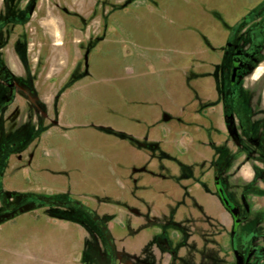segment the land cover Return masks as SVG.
I'll list each match as a JSON object with an SVG mask.
<instances>
[{
	"label": "rangeland",
	"instance_id": "374dc122",
	"mask_svg": "<svg viewBox=\"0 0 264 264\" xmlns=\"http://www.w3.org/2000/svg\"><path fill=\"white\" fill-rule=\"evenodd\" d=\"M25 1L0 0V106L9 101L1 99L7 96L6 83L18 76L4 63L10 61L8 52L18 63L13 51L19 41L26 51V70H21L25 83L42 95L47 93L48 103H56V95L49 92L64 89L81 70L80 44L120 37L143 46L149 39L154 48L136 51L135 56L141 51L149 60L134 76L126 69H117L114 77L102 70L99 78L87 81L92 88L116 92L127 103H132V96L119 94L121 86L138 81L140 91L158 107L173 111L176 126L172 119L160 129L157 135L163 136V143L158 145L156 136L147 142L158 146L145 147L150 158L142 170L135 153L120 142L145 139L153 128L143 132L130 126L129 114L109 109L112 102L85 99L86 83L69 90L64 103L68 125L53 129L46 138L34 139L53 124L47 105L22 111L31 119L34 114L38 117L37 134L30 139L39 141L35 160L28 157L33 148L25 146L29 127L25 134L17 132L23 128L13 109L5 114L11 131L7 134L0 112V216L14 213L26 202L34 206L0 223V264H66L72 258L78 264L84 233L93 248L102 246L106 251L115 244L132 264H160L157 240L161 245L169 241L173 248L179 245L183 258L192 254L197 264H205L210 259L208 245L222 242L223 207L209 193L215 192V176L235 202L245 201L249 208L245 214L264 215V0H138L129 14L125 8L132 0H39L36 4L31 0L30 17L23 15ZM118 24L125 26L123 30ZM166 32L179 34L183 44H162ZM199 37L206 45L218 42V63L208 78L212 89L198 82L201 77L205 80L208 64L191 65L193 59L187 54L180 64L166 58L175 50L185 52L183 47L188 51ZM235 47L253 52L256 63L231 86L230 56ZM108 56L104 61L113 59ZM184 68L183 86L178 78ZM27 102L35 104L32 97ZM229 153L231 166L218 172ZM29 160L36 161L34 169ZM238 167L253 170L256 183L237 184ZM23 194L45 196L55 204L18 198ZM61 202H77L86 209L59 206ZM65 219L80 222L79 227ZM236 243L238 239L232 238L224 255L227 264L232 263L231 248ZM193 249L196 253L190 254ZM225 257H218L216 264H223Z\"/></svg>",
	"mask_w": 264,
	"mask_h": 264
},
{
	"label": "crops",
	"instance_id": "0c3cea01",
	"mask_svg": "<svg viewBox=\"0 0 264 264\" xmlns=\"http://www.w3.org/2000/svg\"><path fill=\"white\" fill-rule=\"evenodd\" d=\"M138 0H132L131 3L129 4L128 7L125 8V14H129L131 12H133V10L136 8V6H138ZM120 27V30H123V27H125L123 24H118ZM216 37H213V39H215ZM182 37L179 36V34L176 35H170L167 32L161 35L160 41L162 42V44H166L169 45L171 43H174L173 46H181V44H183L182 42ZM176 40V41H174ZM23 42V41H21ZM19 41V45L18 47H15V51H13V53H15V55H17V60L18 63L16 64L15 62H13L11 60V56L8 52L7 54V58L10 59V61L8 63H4V65L6 66L7 70L13 74L16 75V71L18 72V76H15V80H17V82H23L25 83L24 77L22 75L21 70H23L25 72L26 70V62H25V58L24 55L26 53L25 51V46L24 44H22ZM154 41H150L145 40V44L139 45L136 42H132V41H125L124 39L120 38V37H114V38H103V39H98L96 41L94 40H87L85 42H83V44H80V58L81 63H82V67L81 70L76 74V76L74 78V80H70L69 79V84L62 90L58 89V90H54V91H50L49 93L52 95H56L57 97V101L56 103H54V101H51V103H48V94L44 93L42 95V93L38 92L37 89L35 88V86L33 85V89H29L26 90L24 89H15L14 92L12 93V97L11 99H9V101L7 102V104L2 108V121L3 124L2 126L4 128H6L7 130V134L10 131V129H8L9 121L5 120V114L8 113L7 115L9 116V113L11 110H15L17 111V114L15 116V118L19 121L18 122V126H22V128L24 129H19V131L17 132H22L25 134V128L29 127V135L31 134V136H27L26 139V143L25 146H27V148L31 147L33 148L32 150V154L28 157H31L30 160H35L36 158H38V142L34 143V140L31 142L30 139L34 137V135L37 134V132H35L37 130V120L38 117L36 114H34V116H32V119L30 117H27L28 115H26L27 113H24L26 111L32 110L34 111L36 108H41L39 106V104H43V105H47L50 113L52 115H54V119H52L53 124L45 131V134H41L40 136H36L37 138L34 139H42V138H46L47 136L50 135L51 131L53 129H57L60 128L62 126H66L68 125L66 121L67 119V115L66 112L64 110V103L65 101H67L68 99V93L69 90L74 86V85H86L84 86L83 89H85V91L83 92V96L85 99H90L91 98H95V100H99L101 103L106 104V102H112L110 104H112L109 109L111 111L117 112L120 111L122 112L123 115L125 114H129L127 118H129V124L132 127L135 128H143V132L146 131L148 132V128H153V134L151 136H148V133L145 137V139H138L136 137H132L130 142L128 143L127 141H123L120 142L122 143V145L128 149H130L133 153H135L136 158L140 160V165L139 168L141 167V169L143 170L144 168L147 169L148 164L146 163L147 161H149L150 158V153H148L146 148H150V149H155L157 148V146L161 143H163V136L159 135L160 129L163 128L165 126V124H167V122H169L170 120L173 119V123L174 125L176 124L175 122V115L173 113V111L169 108H161L158 107L156 105V103H154L152 101V99L148 98V94L146 92H144L143 90L140 91L139 87H138V81L136 82H131V84H127V86L125 84H122L121 86V91L119 94H122L121 92H128V94L130 96H132V103H127L122 102L121 98L119 99L117 97V93L113 92L110 89L107 88H92L90 86L91 81H87L88 77H97L99 78L101 76V74H103L104 72L102 70H104L105 72L109 73L111 76H116L117 73V69L118 71H122L124 69L127 70L128 73H131L133 76L136 74V70H138L137 68L139 66H141V64H144V62H147L149 60L148 56L143 54L140 51V54L135 56V53L137 50H141V49H145V50H153L154 48ZM81 43V42H80ZM85 43V44H84ZM57 45V44H56ZM91 45V46H90ZM90 46V48H89ZM184 51H174V54L172 53V57L167 55V59H169L170 61H172L173 63H183L186 60V54L189 58V60L193 59L191 62L192 64H208L209 69H205L204 71V76H205V80L201 78H199L198 82H202L205 88H209L212 89V85L209 82L208 78H212V73H214V67H216L217 63H218V42L217 40H213L212 43L209 45L204 44V42L200 39H196L195 38V42L193 43V45H190L188 48V51L185 50ZM150 52V51H149ZM214 52V55H213ZM107 53L109 56H113V59H111L110 61L106 62L104 61V58L107 56ZM209 54V55H208ZM104 56V57H103ZM108 56V57H109ZM159 56V55H158ZM183 58H181V57ZM213 56V57H212ZM162 57V56H161ZM160 58V56H159ZM126 60V61H124ZM5 62V61H4ZM130 64V65H128ZM177 64V66H178ZM185 64V63H184ZM213 65V66H212ZM207 67V66H206ZM199 68V67H198ZM213 68V71L212 69ZM202 70V68H201ZM185 68L183 69V71L181 72L180 76H179V83H184V81L182 82L181 80H183V78L185 77ZM198 71V70H197ZM209 75V76H208ZM26 79V78H25ZM83 81V82H82ZM33 82H35V80H33ZM78 82V83H77ZM82 82V83H81ZM77 83V84H76ZM86 83V84H85ZM184 86V85H183ZM124 95V94H123ZM44 96V97H42ZM33 98L35 104H31L29 102H27V99L29 98ZM106 97H108V99H106ZM49 104V105H48ZM107 105V104H106ZM105 105V109L106 108ZM22 111H24L22 113ZM55 112V113H54ZM39 113H41V110L39 111ZM54 113V114H53ZM131 113V114H130ZM27 117V118H26ZM8 120H10L8 118ZM224 121V120H223ZM225 123V122H224ZM176 126V125H175ZM158 128V129H157ZM5 130V133H6ZM23 130V131H21ZM159 132V134L157 135V133ZM23 135V134H22ZM156 136V138H158L159 142L158 145H156V147H150L149 144H147V142L151 141V139ZM150 139V140H149ZM4 142L6 141L5 139L3 140ZM7 142V141H6ZM179 142V140H178ZM144 144V145H143ZM33 145V146H32ZM154 145V144H152ZM17 157V156H16ZM19 157V156H18ZM230 157V153L227 155L226 158H224V166H222L219 170H225L226 167L231 166V162L228 161ZM30 163H33V169L36 167V161H30ZM146 161V162H145ZM144 166V167H142ZM240 167L237 168V172H236V183L240 184V183H256V174L255 172H253V170L251 172H244V170L240 169ZM21 170V169H20ZM21 171H18V175H20ZM251 173V174H250ZM246 181V182H243ZM215 186V185H214ZM209 190V189H208ZM228 191V189H227ZM209 193L211 194V196L213 198L216 199V201L220 204L221 207H223L221 205V203L219 202V199L217 198V195L215 196V192L214 194L209 190ZM224 210V211H223ZM222 210V219L220 222V238L222 240L221 245H218L217 241L214 243H211L208 245V252L209 254H207V256H210V259L207 260V263L205 264H216L217 261L216 259L218 257H221V255L223 257H225L224 255H227L228 252L227 250H229V246H230V226H231V219L227 218V215L225 213V209L223 208ZM31 211V210H30ZM30 211H26L24 213L30 212ZM14 218V217H13ZM12 218V219H13ZM64 219V218H61ZM11 220V219H9ZM7 220V221H9ZM73 224H75V226H78V223L80 222H75V221H71L69 219H65ZM6 222V221H4ZM2 222V223H4ZM76 226V227H77ZM79 227V226H78ZM84 228V226H83ZM217 230V228H215ZM82 230V228H81ZM85 230V229H83ZM82 230V231H83ZM213 231V230H211ZM84 233V232H83ZM82 233V234H83ZM86 242L83 244L82 248H81V252L82 253H75L76 255H82L83 254V258L81 260H79L78 258V264H110L112 262V260L109 258L108 253L106 251H103L102 249L105 247H100L98 249H95L92 247L91 243H90V238L87 237L85 235V233L83 234ZM156 248L158 249V252H160L161 254V261L160 264H197L195 262V256L193 257V255L191 253H196L195 249H193L190 254L192 257H185L182 255L183 251H181V247H179V245L175 248H173L170 244V242L168 241L167 245H161V243H159V241L157 240L156 243ZM113 245V250H114V259H113V264H132V262H130L129 259H125L123 257V254L118 251L116 249L115 244ZM181 251V252H180ZM100 253V254H99ZM96 256L97 260H95L93 257ZM93 259L95 260L96 263H94ZM224 263L223 264H227V256L223 259ZM74 258H72V261L66 264H73Z\"/></svg>",
	"mask_w": 264,
	"mask_h": 264
},
{
	"label": "flooded vegetation",
	"instance_id": "af4514ba",
	"mask_svg": "<svg viewBox=\"0 0 264 264\" xmlns=\"http://www.w3.org/2000/svg\"><path fill=\"white\" fill-rule=\"evenodd\" d=\"M31 0H26L24 6L22 7L23 15H28L29 17L32 15L33 11L30 10V6L28 5ZM39 0H33L32 4H36V2ZM21 25V24H19ZM228 47H230V44H227ZM236 52H232L230 56L231 60V69H230V77H229V84L231 86H235L239 80V78L249 71H251L254 68V64L256 63L255 55L254 53L249 52H241L238 51V49L235 47ZM1 58V56H0ZM233 68H236V74L234 81H231V76L233 72ZM3 72V71H1ZM16 81L12 80L10 82H7L6 85L8 87L7 96L3 95L1 99L3 98L10 99L12 97V93L17 88ZM26 89L29 90L30 87L24 83L19 82V89ZM18 89V88H17ZM6 96V97H5ZM8 99V100H9ZM7 103H4V105L0 106V112L2 111V108ZM215 178H218V185H216ZM214 185H215V192L218 198V192L217 190L221 188L222 190V197H225L229 204H231V207H236L238 209V215L236 218H233L229 212H226L229 214L231 219V226H230V242L232 238L236 240L238 239V244H234L235 246L231 248V258L232 263L236 264V259L234 256V251L239 252L243 256V262L244 264H264V232H260L264 227V215L263 213H259L254 216H249L246 213L249 212V208L247 204L243 203H237L235 202L232 197L229 195L225 187L223 186L221 180L218 176L214 177ZM252 186H246L245 191L249 190ZM219 199V198H218ZM243 211V212H242ZM259 235V236H258ZM246 238L248 240H246ZM238 248V249H237ZM106 252L108 253L109 258L112 260L110 264H113L114 259V250L113 247L109 246L108 249L106 248ZM95 260H97L96 256L93 257ZM93 259L94 263L95 260ZM101 264V263H100Z\"/></svg>",
	"mask_w": 264,
	"mask_h": 264
},
{
	"label": "trees",
	"instance_id": "16d2710c",
	"mask_svg": "<svg viewBox=\"0 0 264 264\" xmlns=\"http://www.w3.org/2000/svg\"><path fill=\"white\" fill-rule=\"evenodd\" d=\"M18 198L23 199V198H32V199H37V200H43V201H50V198L45 197V196H40V195H30V194H23V195H18ZM53 204H55L54 202H51ZM59 206H74V207H78L81 208L83 210H85L86 208L84 206H82L81 204L77 203V202H72V203H60L58 204ZM34 208V206L30 203V202H26V204H24L23 206H19L16 211L14 213H10L7 214L5 216H0V223L7 221L9 219H12L16 214L19 213H24L26 211H30ZM101 232L103 233V236L109 241V234L107 232V230L102 227L101 228ZM110 242V241H109Z\"/></svg>",
	"mask_w": 264,
	"mask_h": 264
},
{
	"label": "water",
	"instance_id": "95a60500",
	"mask_svg": "<svg viewBox=\"0 0 264 264\" xmlns=\"http://www.w3.org/2000/svg\"><path fill=\"white\" fill-rule=\"evenodd\" d=\"M235 74H236V68H233L231 81H234ZM215 180H216V185H218V178H215ZM217 192H218L217 194H218L219 202L221 203V205L227 210V212H229V214H231L233 218H236L238 215V209L236 207H231V204H229L228 200L225 197H222L221 188H219ZM234 256L236 259V264H244L243 256L239 252L234 251Z\"/></svg>",
	"mask_w": 264,
	"mask_h": 264
}]
</instances>
